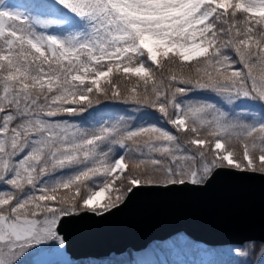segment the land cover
<instances>
[{"label":"snow or ice","instance_id":"snow-or-ice-1","mask_svg":"<svg viewBox=\"0 0 264 264\" xmlns=\"http://www.w3.org/2000/svg\"><path fill=\"white\" fill-rule=\"evenodd\" d=\"M56 3L84 18L87 33L49 35V0H33L31 12L0 6V182L13 189L0 191V264L40 243L62 253V224L102 218L139 191L202 189L221 171L264 177V115L241 120L210 102L177 100L197 89L264 102V0ZM129 75L136 82L121 90ZM106 99L153 108L176 134L56 119ZM65 168L76 171L43 182Z\"/></svg>","mask_w":264,"mask_h":264},{"label":"water","instance_id":"water-1","mask_svg":"<svg viewBox=\"0 0 264 264\" xmlns=\"http://www.w3.org/2000/svg\"><path fill=\"white\" fill-rule=\"evenodd\" d=\"M181 230L210 244L264 243V177L221 171L202 189L139 191L102 218L82 214L61 225L73 260L140 250Z\"/></svg>","mask_w":264,"mask_h":264},{"label":"rangeland","instance_id":"rangeland-1","mask_svg":"<svg viewBox=\"0 0 264 264\" xmlns=\"http://www.w3.org/2000/svg\"><path fill=\"white\" fill-rule=\"evenodd\" d=\"M33 0H0V6L5 4L14 5L21 11L31 12L30 5ZM49 9L53 13L55 23L46 29L49 35L60 39L79 37L87 33L88 22L70 10L63 8L56 3V0H49ZM229 55H234L229 52ZM179 102H210L220 110L229 115L230 118L247 119L251 121L253 114L264 115V102L252 98H233L221 96L211 91L192 89L187 95L180 96ZM57 120L70 121L82 129L99 128L105 124L121 123L132 128L141 125H156L175 133L172 125L164 120L157 111L145 110L134 105H94L78 115H63L56 117ZM183 143V140H181ZM122 149L113 150V158L118 157ZM76 171L75 168H65L54 172L50 177L43 178V182L61 176L67 177ZM13 190L10 185L0 182V191ZM68 190L62 189V192ZM74 192V190H73ZM53 243H40L29 248L23 256H28L25 264H48L55 259L64 264H82L78 260H71L65 251L52 256L49 250L54 248ZM247 253L245 256H238L237 252ZM127 254V253H126ZM124 264H236L237 260L245 261L246 264H261L264 261V244L256 246L253 241L242 244L207 245L202 242L192 241L186 238L183 233L176 234L166 241L155 242L143 255L128 253L123 256ZM86 264V262H84ZM24 264V263H20Z\"/></svg>","mask_w":264,"mask_h":264},{"label":"trees","instance_id":"trees-1","mask_svg":"<svg viewBox=\"0 0 264 264\" xmlns=\"http://www.w3.org/2000/svg\"><path fill=\"white\" fill-rule=\"evenodd\" d=\"M166 63V60L165 59H161L160 60V64L163 66L164 64ZM186 64L189 63V62H185ZM191 63H195V61H192ZM176 71L178 72V69H176ZM110 79L112 80H116V74L114 73L112 75V77H110ZM137 80V78L135 76H131L129 75L128 77L126 78H123L119 81V85L121 87V90H123L125 87H130L133 83H135ZM105 82L102 80V84H104ZM142 86V82H141V85ZM177 100L179 101L180 100V96L177 97ZM110 104H118V105H123V104H127V105H132V104H129V103H124V102H121L119 100H102L100 103L96 104V105H110ZM94 106V105H93ZM135 106V105H134ZM137 107H141L145 110H151V111H156L154 110L153 108H150V107H147V106H137ZM171 111V109H170ZM182 140V139H181ZM62 191V190H61ZM62 193H65L64 191ZM254 245H258L259 242L258 241H254L253 242ZM143 253V251L141 252H138L136 254H139L141 255ZM27 257L28 256H21L20 259L17 261V264H20L21 262L25 264V261L27 260ZM120 258H115V259H112V260H96V259H93V258H86V259H83L82 261L84 262H87V264H110V262H114V264H116V262H120L119 260ZM83 262V263H84Z\"/></svg>","mask_w":264,"mask_h":264}]
</instances>
